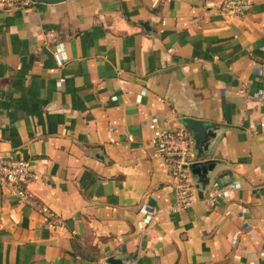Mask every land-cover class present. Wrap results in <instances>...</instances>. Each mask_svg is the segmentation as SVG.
Listing matches in <instances>:
<instances>
[{"label": "crops", "instance_id": "1", "mask_svg": "<svg viewBox=\"0 0 264 264\" xmlns=\"http://www.w3.org/2000/svg\"><path fill=\"white\" fill-rule=\"evenodd\" d=\"M222 1L0 10V156L30 163L24 187L60 221L0 191V264H264V0L243 19ZM150 116L192 142L189 207L175 206ZM183 119L204 126L199 145ZM226 180L239 189L206 204Z\"/></svg>", "mask_w": 264, "mask_h": 264}, {"label": "built area", "instance_id": "2", "mask_svg": "<svg viewBox=\"0 0 264 264\" xmlns=\"http://www.w3.org/2000/svg\"><path fill=\"white\" fill-rule=\"evenodd\" d=\"M31 1L0 0V10L25 6ZM250 5L249 0H223L218 7V13L227 19H243L248 13ZM55 53L60 55L58 57L62 62L60 46L57 45ZM145 126L151 132L150 144L156 156L173 181L176 208L183 209L191 206L198 199L197 190L200 186L194 182L188 169L193 147L190 138L182 133L160 127L155 116H150L145 122ZM35 179L28 161L0 156V191H5L20 203L32 206L48 226L55 227L60 223L57 215L48 207L34 201L24 187L26 182ZM238 189L239 185L234 181L226 180L220 185L213 183L206 190L202 200L208 205L227 201L229 193ZM154 217L155 213L146 209L142 223L147 226L154 221ZM236 237L237 234L233 235V239Z\"/></svg>", "mask_w": 264, "mask_h": 264}, {"label": "water", "instance_id": "3", "mask_svg": "<svg viewBox=\"0 0 264 264\" xmlns=\"http://www.w3.org/2000/svg\"><path fill=\"white\" fill-rule=\"evenodd\" d=\"M38 3H45V4H49V3H56L62 0H35ZM183 123L188 127V129L191 131L192 133V138L194 141V145H199L200 141L203 138L204 135V126L202 125V123L197 122V121H193V120H189V119H183ZM191 166L188 167L192 178L195 179L197 178V172L190 169ZM200 183V181H199ZM201 184V183H200ZM202 185V184H201ZM108 264H123L119 259H114L112 257L108 258L106 261Z\"/></svg>", "mask_w": 264, "mask_h": 264}]
</instances>
